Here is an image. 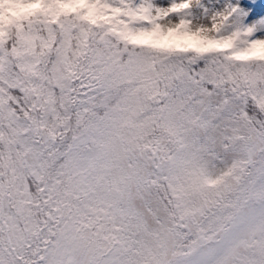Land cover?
Listing matches in <instances>:
<instances>
[{"label": "snow or ice", "instance_id": "snow-or-ice-1", "mask_svg": "<svg viewBox=\"0 0 264 264\" xmlns=\"http://www.w3.org/2000/svg\"><path fill=\"white\" fill-rule=\"evenodd\" d=\"M0 264H264V0H0Z\"/></svg>", "mask_w": 264, "mask_h": 264}]
</instances>
